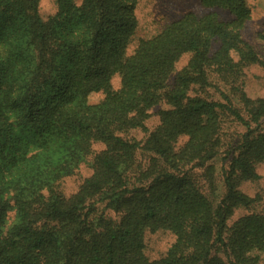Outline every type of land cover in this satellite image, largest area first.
Wrapping results in <instances>:
<instances>
[{
    "label": "trees",
    "instance_id": "trees-1",
    "mask_svg": "<svg viewBox=\"0 0 264 264\" xmlns=\"http://www.w3.org/2000/svg\"><path fill=\"white\" fill-rule=\"evenodd\" d=\"M247 1L202 0L232 20L185 14L128 56L138 0H55L45 20L40 0H0V264H264V213L240 190L264 164ZM89 156L92 174L59 192ZM159 231L173 241L149 260Z\"/></svg>",
    "mask_w": 264,
    "mask_h": 264
},
{
    "label": "rangeland",
    "instance_id": "rangeland-1",
    "mask_svg": "<svg viewBox=\"0 0 264 264\" xmlns=\"http://www.w3.org/2000/svg\"><path fill=\"white\" fill-rule=\"evenodd\" d=\"M81 0H75L79 4ZM249 18L244 22L241 29V38L246 43L253 46L264 55V40L258 37L259 34L264 33V0H248ZM56 12L55 0H40L38 6V13L40 17L45 20ZM192 14L196 17H203L208 14H214L220 21L227 22L232 20V16L224 10L218 8H209L203 5L202 0H138L135 16L137 19V28L131 38V41L126 50V55L130 56L137 47L140 40L149 39L158 34L167 25L179 20L185 14ZM217 47L216 43L212 44L211 51ZM189 56L183 55L176 64V69L180 70L185 66ZM116 89L119 85V79L116 77L112 82ZM244 91L248 97L259 98L264 97V74L257 66H250L244 71ZM102 99L100 93L90 94L88 97L89 104H96ZM158 107L152 109V116L147 121L148 129H152L157 125ZM133 136L140 140L143 133L134 131ZM182 141V140H181ZM103 148L99 143L92 145V152H98ZM224 155L220 156V159ZM92 156H89L85 163L81 164L75 173L67 178L62 179L57 186L59 192L65 196L74 194L84 179L92 174L90 168ZM259 179L255 182L244 183L240 186V190L244 195L256 199L258 202L254 205L253 210L258 213H264V164L256 169ZM244 213V212H243ZM242 212L240 214H243ZM11 223L13 219V212L8 214ZM173 238L164 232L159 231L155 233H146L145 235V255L149 260L161 257Z\"/></svg>",
    "mask_w": 264,
    "mask_h": 264
}]
</instances>
